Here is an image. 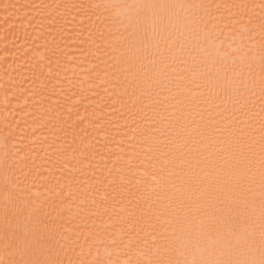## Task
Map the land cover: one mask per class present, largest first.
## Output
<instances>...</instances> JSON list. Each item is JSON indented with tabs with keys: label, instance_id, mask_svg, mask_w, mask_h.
Segmentation results:
<instances>
[{
	"label": "snow or ice",
	"instance_id": "1",
	"mask_svg": "<svg viewBox=\"0 0 264 264\" xmlns=\"http://www.w3.org/2000/svg\"><path fill=\"white\" fill-rule=\"evenodd\" d=\"M0 12V264H264V0Z\"/></svg>",
	"mask_w": 264,
	"mask_h": 264
},
{
	"label": "bare ground",
	"instance_id": "2",
	"mask_svg": "<svg viewBox=\"0 0 264 264\" xmlns=\"http://www.w3.org/2000/svg\"><path fill=\"white\" fill-rule=\"evenodd\" d=\"M4 2L11 3H32V4H52L60 2H74L80 3L81 0H4ZM89 2V0H84ZM35 15V12L33 13ZM3 13L0 12V129L4 126V110H5V86H11V84L17 80L23 79L19 76L16 69L20 64L24 63L23 54L25 48V31L17 25L15 32L6 31L5 26L2 23ZM27 31L32 35H35L32 28H28ZM7 73V74H6ZM11 78V79H10ZM15 91V90H14ZM23 104V98L19 101ZM12 106H17V101H11ZM9 112L11 107H9ZM27 111V109H25ZM17 118L20 117V109L17 106ZM11 119V117H9Z\"/></svg>",
	"mask_w": 264,
	"mask_h": 264
}]
</instances>
